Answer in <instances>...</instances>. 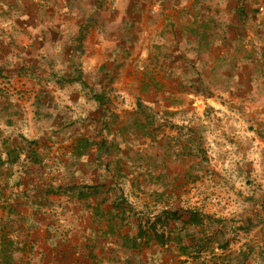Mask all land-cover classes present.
Wrapping results in <instances>:
<instances>
[{"label":"crops","instance_id":"crops-1","mask_svg":"<svg viewBox=\"0 0 264 264\" xmlns=\"http://www.w3.org/2000/svg\"><path fill=\"white\" fill-rule=\"evenodd\" d=\"M208 90L264 119V0H0V264H263L136 121Z\"/></svg>","mask_w":264,"mask_h":264},{"label":"rangeland","instance_id":"rangeland-1","mask_svg":"<svg viewBox=\"0 0 264 264\" xmlns=\"http://www.w3.org/2000/svg\"><path fill=\"white\" fill-rule=\"evenodd\" d=\"M212 94L208 90V99H199L195 107L194 101H173L171 104L177 108L168 110L163 118L142 109L136 121L143 124L144 131L152 129L149 137L152 146L160 143L163 162L170 154L177 158L179 166L172 165L173 171H167L176 170V176L161 183L160 188L182 190L185 217L194 209H199L202 216L213 214L223 219L231 215L254 217L259 211L264 213V144L254 133L264 125V119L245 110V106L250 108L256 102L243 103L244 106L232 102L229 112V108L223 109L222 95L214 98ZM247 255L254 258L253 252ZM259 257L264 264V245Z\"/></svg>","mask_w":264,"mask_h":264},{"label":"trees","instance_id":"trees-1","mask_svg":"<svg viewBox=\"0 0 264 264\" xmlns=\"http://www.w3.org/2000/svg\"><path fill=\"white\" fill-rule=\"evenodd\" d=\"M194 210L195 211H198L199 209H194ZM197 216L198 215H195L194 212L191 211L190 212V217H189L188 220L189 221H192V222H194V221L198 222V221H200V218L201 217H197ZM217 216L218 215H213V214L212 215H207L206 214V217L207 218H209L210 220L213 219L215 222L221 223L222 221L227 220V219H223V218H220V217H217ZM231 218H233V219H231ZM228 219H230V220H232L234 222H238V226L240 228H247V229L253 228L252 226L253 225H257V223H262V224H260L259 226H256V227H258V230L257 231L262 232L263 241L260 242L261 244H260L259 248H261V247L263 248V245H264V227H262V226H264V213H262L261 211H259L258 214L255 213L254 217L251 216V217H247V218L245 217V218H243V217H240L239 216V217L236 218V216L235 217L232 216V217H230ZM251 222H252V225H250ZM246 248H248V247H246ZM245 252L248 254V252H252V251H249V249H248V251L245 250ZM247 254H245V255L248 256Z\"/></svg>","mask_w":264,"mask_h":264}]
</instances>
